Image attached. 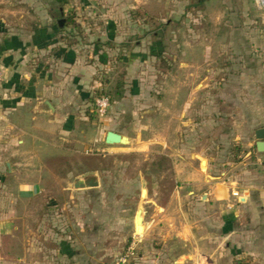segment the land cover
<instances>
[{"label": "crops", "instance_id": "1", "mask_svg": "<svg viewBox=\"0 0 264 264\" xmlns=\"http://www.w3.org/2000/svg\"><path fill=\"white\" fill-rule=\"evenodd\" d=\"M229 1L220 0L222 23L212 35L214 42L209 31L191 42L173 30L164 49L166 34L157 29H115L118 21L131 22L130 15L106 23L103 30L88 29L97 18L70 12L72 0L64 8L56 0H0V264L32 263V235L41 216L72 207L61 208L53 198L67 194L89 202L103 192L100 185L76 188L81 182L95 183L89 180L100 174L93 157L124 156L152 145L161 146L159 156L171 160L175 188L163 201L164 194L153 191L147 202L142 189L133 232L126 229L123 237L138 242L133 264H264V154L256 139L264 129V9L257 0H232L233 8ZM70 18L78 28L62 29L59 23L65 26ZM136 37L140 41L131 54ZM152 37L153 48L146 49L143 42ZM165 51L167 73L154 71L156 88L143 93L150 60L160 64ZM117 52L123 71L114 82L106 55ZM164 78L168 93L157 85ZM106 93L113 105L101 119L95 103ZM165 112L186 121L200 117L201 132L230 121L238 143L253 148L255 156L249 151L230 173L219 174L203 144L196 149L132 137L130 130L141 126L139 118L155 125ZM196 124L189 120L186 126L193 132ZM110 132L127 137L129 144L108 145ZM63 184L73 187L53 189ZM38 199L47 204L39 208ZM141 207L143 234L136 222ZM80 208L75 204L70 210ZM86 244L90 262L89 246L95 242ZM75 256L61 242L55 249L46 247L41 264H54L53 258L80 264Z\"/></svg>", "mask_w": 264, "mask_h": 264}, {"label": "rangeland", "instance_id": "2", "mask_svg": "<svg viewBox=\"0 0 264 264\" xmlns=\"http://www.w3.org/2000/svg\"><path fill=\"white\" fill-rule=\"evenodd\" d=\"M72 2L70 12H75L76 10V13L81 15L91 14L93 18H97V22H95L97 26L95 24H87L86 28L97 27L99 30H103L106 27V23L111 24L113 22L114 24L119 16L126 18L127 15H130L131 22L118 21L115 29H131L132 31L141 27L146 30L157 29L158 32H163L164 36L166 34L162 38L165 45L164 49L170 46L173 30L180 31L181 39L191 42L200 41V35L204 31H209L211 39L222 23V17L219 13L221 8L220 0H119L118 2L113 0H72ZM229 2L230 8H233V1L230 0ZM138 8H143V11L139 12ZM238 8L240 7L238 6ZM189 34H191L190 38L188 37ZM212 39L214 42L215 37H212ZM138 41H140L138 37L133 38L131 54L135 50L136 42ZM154 42L152 37L144 40L143 45H145L146 49L152 50L153 47L151 48L150 44L153 45ZM168 54L169 52L165 51L163 55L165 59L160 64L158 60H150L149 70H146L149 80L146 81L145 89H142L143 93L149 94L156 88V85L154 86L156 79L152 80L154 71L167 73L168 63L166 60L169 59ZM109 55L110 57L107 58L111 64L109 74L114 76H112V80L114 78L113 81L115 82L123 71L122 67L120 68V66H123V62H120L122 53L117 52L106 56ZM154 62L156 63L155 68ZM164 83L165 78L160 80L157 85L159 84L160 88L163 87L164 90L162 89V92L168 93L169 82L166 81V84ZM106 92H110V89ZM105 96H108V94L106 93ZM165 113V115L160 117L161 120L157 121L158 124L155 125L152 121L147 122L146 118L144 120L139 118L140 120L138 121L141 126L133 127V130H130V134L132 137L141 138L146 144H166L170 141L172 144H191L196 149H200L203 144L208 152V157L212 159L211 166L214 168V173L218 170L219 174L223 172L230 173L232 165L241 162L248 152L253 150V148L244 149L242 144L238 143L240 141L237 140V135L234 133L230 121L219 127L215 125L209 126L207 127V132L206 127H203L205 131L201 132L200 117H190L191 119L187 118V120L189 119L193 124L197 123L195 130L190 132V128L186 126L189 120L186 121L180 115H177L176 118H170L167 112ZM170 122L172 129L174 128L171 133L168 131ZM141 127L144 129H141ZM211 128H214L213 131H211ZM217 128L219 129L218 132H216ZM162 152L161 146L152 145L145 151H130V154L123 156L127 157L125 159L108 156L106 164L100 165V167L105 166V170H101L99 175L89 180L90 182H98L100 185L98 188L103 192L98 193V196L89 202L85 199L83 201L78 198L72 199L67 194L53 198L61 208L63 205L73 207L75 204L81 205V208L77 213H72V210H70L72 207H70L66 212L58 213L57 210H53L49 214L43 215L46 218L41 216L43 222L39 221L40 225L37 227L35 234L32 235L33 260L31 264H41L46 247L49 246V249H55L60 247L61 242H67L76 255V261L78 260L80 264H88V251H86L88 250V245L86 243L89 239L95 242V244L89 246L91 253L89 264H116L130 246L131 240H133L129 237L123 241V237L127 233L125 232L126 229H128L130 235L133 232L137 206L142 201V189L145 188L147 190L146 202L149 197H154L153 191H161L164 194L162 201L168 199L166 196L168 192L166 181L172 180L173 172L171 170L161 173L154 165L157 157ZM252 153L254 155V151ZM70 185L63 184L62 186H55L53 189L60 190L63 186L73 187V185ZM49 199L52 198L49 197ZM43 201L38 199L36 204L39 208L42 204H47V201L42 203ZM125 205L128 206L127 212L120 208ZM85 206H87V209ZM122 221L127 222V225L125 223L121 225ZM138 229L139 234H143V224L138 225ZM42 237L44 239H41ZM47 242H50V245ZM122 243L123 245L121 246ZM53 259H55L53 260L54 264L70 263V259L66 258H63L62 262V259L60 261H56V258Z\"/></svg>", "mask_w": 264, "mask_h": 264}, {"label": "built area", "instance_id": "3", "mask_svg": "<svg viewBox=\"0 0 264 264\" xmlns=\"http://www.w3.org/2000/svg\"><path fill=\"white\" fill-rule=\"evenodd\" d=\"M259 9H264V0H257ZM3 81L2 73L0 72V83ZM96 114L99 118H105L111 107V100L108 96H101L95 103ZM264 170V162L261 164ZM138 242L134 240L124 254L119 258L116 264H133L137 258Z\"/></svg>", "mask_w": 264, "mask_h": 264}, {"label": "water", "instance_id": "4", "mask_svg": "<svg viewBox=\"0 0 264 264\" xmlns=\"http://www.w3.org/2000/svg\"><path fill=\"white\" fill-rule=\"evenodd\" d=\"M59 24H60L61 27H64L65 21H61ZM46 105L49 108L52 107L50 105V103H47ZM256 139L258 141V143H257L258 152L260 154H264V129H261V130L257 131ZM106 143L108 145H128L129 144V140H128L127 137H125L123 135H120V134L114 133V132H110V133H108V135L106 137ZM98 186H99V184L96 183V182L92 183V184H89V186H85L81 182V184H77L76 185V188H85V187L96 188ZM143 221H144V210L141 207L139 209L137 217H136L137 225L143 224Z\"/></svg>", "mask_w": 264, "mask_h": 264}, {"label": "trees", "instance_id": "5", "mask_svg": "<svg viewBox=\"0 0 264 264\" xmlns=\"http://www.w3.org/2000/svg\"><path fill=\"white\" fill-rule=\"evenodd\" d=\"M56 2L60 5V7L64 8L67 4H68V0H56ZM73 26L74 28H78V25L74 22L73 18L68 19V23L64 26L61 27L62 29H65L67 27ZM127 157H123V156H119L118 159H125ZM112 159V158H111ZM92 161H94V163L97 164V170H105L104 167L105 166H101V164H106V158L103 157H93L91 159ZM161 173H166L168 171L171 170V160L169 158H167L166 156H158L157 157V161L154 164ZM166 183L168 184V192H167V197L170 196V194L172 193V191L175 188V182L173 180L171 181H166Z\"/></svg>", "mask_w": 264, "mask_h": 264}, {"label": "bare ground", "instance_id": "6", "mask_svg": "<svg viewBox=\"0 0 264 264\" xmlns=\"http://www.w3.org/2000/svg\"><path fill=\"white\" fill-rule=\"evenodd\" d=\"M140 225H142V224H140Z\"/></svg>", "mask_w": 264, "mask_h": 264}]
</instances>
